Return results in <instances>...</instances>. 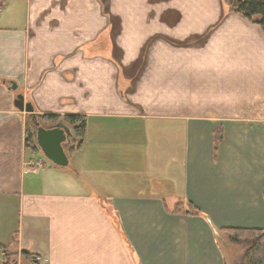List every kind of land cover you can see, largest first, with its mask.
I'll list each match as a JSON object with an SVG mask.
<instances>
[{"label":"crops","instance_id":"1","mask_svg":"<svg viewBox=\"0 0 264 264\" xmlns=\"http://www.w3.org/2000/svg\"><path fill=\"white\" fill-rule=\"evenodd\" d=\"M0 3V264H229L219 230L264 229L258 23L226 0ZM19 93L86 117L75 163L29 166Z\"/></svg>","mask_w":264,"mask_h":264},{"label":"trees","instance_id":"2","mask_svg":"<svg viewBox=\"0 0 264 264\" xmlns=\"http://www.w3.org/2000/svg\"><path fill=\"white\" fill-rule=\"evenodd\" d=\"M231 6L233 11L240 12L244 14L249 19L258 23L264 30V0H226ZM44 123H48L50 126L57 123L59 120L63 119L69 126H71L75 133V139H79L80 149L82 146V139H84L86 133L87 120L85 116L82 115H43ZM47 124V123H46ZM36 142V141H35ZM35 142L33 137L30 135L29 131L27 133V146L30 148H35ZM189 213H200L196 207H192ZM223 232L232 236L233 241L242 242L245 239L251 241L253 245L247 251V259L250 264H264V229H243V228H225ZM30 255L29 253H26Z\"/></svg>","mask_w":264,"mask_h":264},{"label":"rangeland","instance_id":"3","mask_svg":"<svg viewBox=\"0 0 264 264\" xmlns=\"http://www.w3.org/2000/svg\"><path fill=\"white\" fill-rule=\"evenodd\" d=\"M1 3H0V7H1ZM45 123H51L52 121L46 122ZM33 127L31 125V123H29V133L30 135L33 137L34 142L36 141L33 134ZM79 146V140L77 139V141H75L73 147H69L67 148V152L70 158V162L71 164L74 162H76L77 160V156L81 153L80 149H77ZM35 148L34 151H32L30 148H28L27 152L30 156H35V157H40L39 160L36 159L39 163H43L44 166H46V162L53 164L52 162H50L45 156L44 154H40L41 149L39 148V146L37 145V142H35ZM79 150V151H78ZM36 151V152H35ZM43 166V167H44ZM41 167V168H43ZM35 169H41L40 165H36L34 166ZM133 176H137L136 175V170H133L132 172ZM141 190V188L136 189V187H133V189H131V191H139ZM191 208V207H190ZM192 209V208H191ZM219 235L217 236L218 242L219 244L223 247V249L225 250L226 253V257L228 258L229 264L233 263V264H250L249 260L247 259V251L253 246L251 245V241L249 239H245L242 242H235L233 241L232 236L230 237V235L222 232L219 230ZM16 255V256H14ZM21 258L22 264H29L30 262L32 263V257H30L29 255L25 254L24 252L20 253V252H13V251H9L7 252V250L3 253V264H18V261L16 260L15 262V258ZM29 261V263H27Z\"/></svg>","mask_w":264,"mask_h":264},{"label":"water","instance_id":"4","mask_svg":"<svg viewBox=\"0 0 264 264\" xmlns=\"http://www.w3.org/2000/svg\"><path fill=\"white\" fill-rule=\"evenodd\" d=\"M11 88L16 91L18 85L14 84ZM15 105L23 112L35 115V108L30 102H26L24 94L19 93L16 96ZM35 136L37 145L49 161L60 167L69 166L70 158L65 150V145L74 136L71 127L62 122L51 127H45L37 123Z\"/></svg>","mask_w":264,"mask_h":264},{"label":"flooded vegetation","instance_id":"5","mask_svg":"<svg viewBox=\"0 0 264 264\" xmlns=\"http://www.w3.org/2000/svg\"><path fill=\"white\" fill-rule=\"evenodd\" d=\"M34 114H35V115H31V116H30V123H31V125H32V127H33L32 134H33L34 138L36 139L35 131H36V129H37V123H40V125L45 126V127H51V126H50L49 124L44 123L43 116H38V114H36V113H34ZM59 122H62V123H65L66 125H68L63 119L59 120V121H58L57 123H55V124H58ZM55 124H54V125H55ZM52 126H53V125H52ZM68 126H69V125H68ZM69 127H71V126H69ZM71 128H72V127H71ZM72 130H73V128H72ZM73 133H74V130H73ZM75 138H76V137H75V133H74V136L71 138V141L68 142V143L65 145V150H66V151H67V148H69V147H73L75 141H77ZM67 153H68V152H67Z\"/></svg>","mask_w":264,"mask_h":264},{"label":"built area","instance_id":"6","mask_svg":"<svg viewBox=\"0 0 264 264\" xmlns=\"http://www.w3.org/2000/svg\"><path fill=\"white\" fill-rule=\"evenodd\" d=\"M37 164L40 165V168L44 166L43 163H39L38 161L31 160L29 162V166H31V167H34ZM14 256H16V255H14ZM14 260H15L14 263H16V260H17L18 264H22L21 258L16 257ZM32 260H33L32 263L31 262L29 263V261L27 263H29V264H44L43 260L40 257H33Z\"/></svg>","mask_w":264,"mask_h":264}]
</instances>
